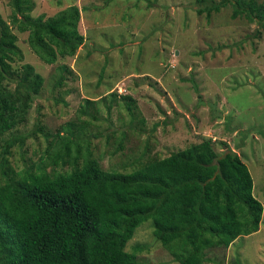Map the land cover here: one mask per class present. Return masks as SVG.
Wrapping results in <instances>:
<instances>
[{"label":"rangeland","instance_id":"374dc122","mask_svg":"<svg viewBox=\"0 0 264 264\" xmlns=\"http://www.w3.org/2000/svg\"><path fill=\"white\" fill-rule=\"evenodd\" d=\"M34 1L32 16L77 5L84 41L74 55L47 65L29 48L27 33H18L23 58H14L12 69L22 72L29 63L43 84L23 108L11 101L16 111L4 138L34 131L11 148L12 165L39 164L56 131L88 149L102 169L124 172L211 139L218 153L234 151L246 164L263 211L257 231L207 249L202 264H264L262 27L232 16L230 3L206 16L194 9L195 0ZM10 13L7 0H0V15L9 21ZM62 64L68 71H60ZM2 89L9 100L17 96L14 81H4ZM68 124L73 135L60 130ZM125 249L135 252L137 264H179L153 237L150 221L135 229Z\"/></svg>","mask_w":264,"mask_h":264},{"label":"trees","instance_id":"16d2710c","mask_svg":"<svg viewBox=\"0 0 264 264\" xmlns=\"http://www.w3.org/2000/svg\"><path fill=\"white\" fill-rule=\"evenodd\" d=\"M220 3H230L232 16L244 15L264 30V5L254 0H195L192 6L208 16ZM7 4L9 21L0 15V264H137L135 252L125 247L148 221L153 237L179 264H202L207 249L258 230L263 205L252 193L248 167L234 151L218 153L211 139L124 172L102 169L88 149L56 131L39 164L15 168L11 148L34 131L4 138L16 111L11 101L18 99L23 108L43 84L29 63L22 72L12 69L14 58H23L18 33H27L29 48L47 65L74 55L84 35L75 4L52 16H32L34 0ZM60 71H68L67 65ZM6 80L17 85L12 100L2 89ZM67 128L73 135L72 124L60 130Z\"/></svg>","mask_w":264,"mask_h":264}]
</instances>
